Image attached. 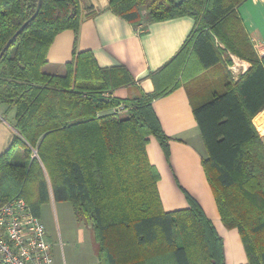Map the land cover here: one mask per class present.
Listing matches in <instances>:
<instances>
[{
  "label": "trees",
  "instance_id": "trees-1",
  "mask_svg": "<svg viewBox=\"0 0 264 264\" xmlns=\"http://www.w3.org/2000/svg\"><path fill=\"white\" fill-rule=\"evenodd\" d=\"M246 1L109 0L142 32L195 20L178 54L152 74L154 92L121 99L115 91L131 84L125 68H102L92 52H75L62 74L45 71L56 37L77 35L84 9L79 0H42L0 59V105L15 111L18 132L0 157V209L23 197L41 217L52 198L70 203L92 231L98 264H225L223 240L192 197L188 209L165 212L147 154L154 137L170 157L153 103L186 84L223 225L239 231L248 264H264V141L253 123L264 111V55L238 14ZM38 2L0 0V54ZM231 55L250 64L237 80Z\"/></svg>",
  "mask_w": 264,
  "mask_h": 264
},
{
  "label": "crops",
  "instance_id": "crops-1",
  "mask_svg": "<svg viewBox=\"0 0 264 264\" xmlns=\"http://www.w3.org/2000/svg\"><path fill=\"white\" fill-rule=\"evenodd\" d=\"M79 1L84 9V19L78 34L67 30L56 37L49 50L45 68L49 69V73L62 74L65 66L73 61L75 52H92L102 68H125V77L131 84L115 91V96L121 99L152 94L155 90L152 74L178 54L195 26V20L186 16L151 23L142 32L140 28L110 11L109 0ZM237 11L257 53L262 57L264 0H247ZM235 62L243 70L250 68L248 62L239 58H235ZM188 93L186 84H182L167 97L153 103L164 132L171 138L169 158L154 137L149 138L147 145L149 160L161 176L158 189L163 208L167 213L188 209L190 205L186 196L192 197L203 208L223 240L225 264H248L239 231L227 229L221 220L203 168L207 150ZM5 116L11 119L8 120ZM253 123L264 141V111L254 118ZM14 124L15 111L9 110L6 105H0V157L11 148L14 137L18 135ZM50 202L56 203L53 198ZM81 234V242L84 243L83 230ZM90 249L92 254L83 264H98L92 241ZM64 262L66 264V257Z\"/></svg>",
  "mask_w": 264,
  "mask_h": 264
},
{
  "label": "built area",
  "instance_id": "built-area-1",
  "mask_svg": "<svg viewBox=\"0 0 264 264\" xmlns=\"http://www.w3.org/2000/svg\"><path fill=\"white\" fill-rule=\"evenodd\" d=\"M234 57L231 55L229 70L237 77L247 70L237 67ZM115 111L124 112L125 106ZM0 264H56L48 230L23 197L12 199L0 209Z\"/></svg>",
  "mask_w": 264,
  "mask_h": 264
},
{
  "label": "rangeland",
  "instance_id": "rangeland-1",
  "mask_svg": "<svg viewBox=\"0 0 264 264\" xmlns=\"http://www.w3.org/2000/svg\"><path fill=\"white\" fill-rule=\"evenodd\" d=\"M46 72L49 69L45 68ZM124 95V93H118ZM118 98V97H117ZM4 106V105H3ZM8 120L11 118L5 116ZM41 220L45 224L51 242L54 244V259L56 264H83L91 255L92 231L84 222L75 218L70 203L49 202L42 207ZM81 230L85 233V242H81ZM64 244V247L62 246ZM90 258H88L89 261Z\"/></svg>",
  "mask_w": 264,
  "mask_h": 264
},
{
  "label": "water",
  "instance_id": "water-1",
  "mask_svg": "<svg viewBox=\"0 0 264 264\" xmlns=\"http://www.w3.org/2000/svg\"><path fill=\"white\" fill-rule=\"evenodd\" d=\"M42 6V0H39L38 2V6H37V10L35 12V14L18 30V32L9 40V42L7 43V45L5 46V48L3 49V51L0 54V59L2 58L3 54L5 53V51L11 46V44L14 42L15 38L21 33L23 32L26 27L37 17L40 9Z\"/></svg>",
  "mask_w": 264,
  "mask_h": 264
},
{
  "label": "flooded vegetation",
  "instance_id": "flooded-vegetation-1",
  "mask_svg": "<svg viewBox=\"0 0 264 264\" xmlns=\"http://www.w3.org/2000/svg\"><path fill=\"white\" fill-rule=\"evenodd\" d=\"M54 245V244H53Z\"/></svg>",
  "mask_w": 264,
  "mask_h": 264
}]
</instances>
